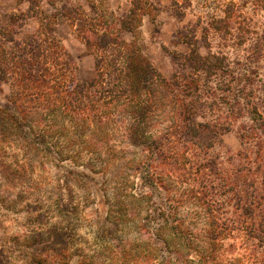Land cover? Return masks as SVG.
I'll return each mask as SVG.
<instances>
[{
	"label": "rangeland",
	"instance_id": "obj_1",
	"mask_svg": "<svg viewBox=\"0 0 264 264\" xmlns=\"http://www.w3.org/2000/svg\"><path fill=\"white\" fill-rule=\"evenodd\" d=\"M130 10L134 15L128 16ZM0 25L18 42L38 31L56 39L79 83L96 78L97 58L123 66L131 51L145 59L157 79L168 81L179 72L177 82L186 83L181 90L191 91L186 101L196 112L186 122H208L218 129L211 148L192 152L190 144L164 145L168 157L154 162L141 146L116 136L119 155L97 161L101 169L89 185L67 178L65 169L34 153L28 156L30 170L9 173V153L6 167L0 165V264H163L162 243H173L176 223L196 233L203 227L197 200L187 190L195 177L190 160L216 161L226 170L238 163L242 144L236 128L246 118L229 120L224 98L241 89L252 95L250 101L264 100V0H0ZM83 33L91 41L106 36L116 44L99 51L86 45ZM213 62L220 67L209 69L214 72L210 77L205 70L188 68H212ZM7 93L2 85L0 99ZM157 98L148 129L152 139L165 143L171 104ZM148 170L162 177L164 188L144 185L140 177ZM125 193L132 196L125 198L128 208L117 200ZM55 227L68 233L58 246L50 235ZM245 249L240 239L224 240L219 261L251 264Z\"/></svg>",
	"mask_w": 264,
	"mask_h": 264
},
{
	"label": "trees",
	"instance_id": "obj_2",
	"mask_svg": "<svg viewBox=\"0 0 264 264\" xmlns=\"http://www.w3.org/2000/svg\"><path fill=\"white\" fill-rule=\"evenodd\" d=\"M131 15L134 13L130 10L128 16ZM13 34L0 25V88H8L4 100L0 99V165L6 167V155L12 153L11 164L7 165L9 173L18 175L17 170H30L33 166L28 156L34 153L41 161L49 160L55 167L65 169L67 178L73 176L75 182L89 185L95 180L97 168L101 169L97 161L119 155L116 136L141 146L152 161L166 158L164 145L190 144L192 152L213 146L217 127L203 121L186 122L196 112L190 100L186 101L193 97L191 91L181 90L186 83L177 82L182 76L179 72L168 81L157 79L145 59L131 51L124 55L123 66L116 65L117 61L107 63L104 56L97 58L96 78L79 83L71 76L68 57L56 39L38 31L18 42ZM97 37L91 41L82 34L86 45L99 51L116 44L109 37ZM208 66L190 64L188 68L205 70L210 77L212 70L220 67L216 62L212 68ZM159 96L171 104L172 119L166 128L165 143L152 139L148 129L157 107L154 100ZM251 97L240 89L224 98L229 120L246 118L236 128L242 144L236 154V167L226 170L216 161L190 160L189 170L195 177H190L194 183L187 190L197 200L203 227L196 233L176 223L173 243H162L166 248L163 264H222L219 250L224 240L234 239L245 244L249 255L246 261L264 264V100L254 102ZM174 132L180 136L177 138ZM18 156L21 161L16 160ZM149 167L155 171V165ZM146 173L140 177L144 185L155 190L164 188L161 176L149 170ZM126 197L132 198L125 193L117 195V200L128 208L131 203L125 202ZM66 231L57 227L50 231L56 246L62 244L60 239L68 234ZM177 246L184 247L182 254Z\"/></svg>",
	"mask_w": 264,
	"mask_h": 264
}]
</instances>
